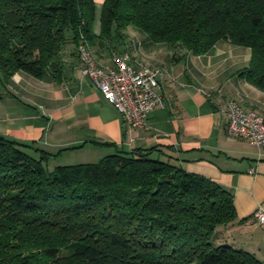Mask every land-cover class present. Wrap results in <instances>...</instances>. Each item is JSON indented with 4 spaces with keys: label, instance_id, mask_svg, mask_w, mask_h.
<instances>
[{
    "label": "trees",
    "instance_id": "trees-1",
    "mask_svg": "<svg viewBox=\"0 0 264 264\" xmlns=\"http://www.w3.org/2000/svg\"><path fill=\"white\" fill-rule=\"evenodd\" d=\"M95 19L94 0H0V79L59 82L81 40L133 26L174 57L247 46L237 76L264 91V0H104L99 34ZM155 150L51 166L55 154L0 135V264H264L219 236L237 217L232 192Z\"/></svg>",
    "mask_w": 264,
    "mask_h": 264
},
{
    "label": "crops",
    "instance_id": "crops-1",
    "mask_svg": "<svg viewBox=\"0 0 264 264\" xmlns=\"http://www.w3.org/2000/svg\"><path fill=\"white\" fill-rule=\"evenodd\" d=\"M103 1L94 0L96 34ZM124 31L98 38L91 47L103 64L126 51L131 66L164 69L156 88L164 105L148 113L146 127L124 124L115 106L80 73L77 55L67 54L59 82L24 71L0 79V135L55 154L51 166L83 157L94 161L115 149L155 146L161 150L154 155L232 192L237 217L219 236L264 261V230L253 217L257 207L264 208V146L228 133L224 111L233 98L264 117V91L237 76L248 65L250 48L220 39L204 54L176 48L174 57L166 42L151 41L133 26Z\"/></svg>",
    "mask_w": 264,
    "mask_h": 264
},
{
    "label": "built area",
    "instance_id": "built-area-1",
    "mask_svg": "<svg viewBox=\"0 0 264 264\" xmlns=\"http://www.w3.org/2000/svg\"><path fill=\"white\" fill-rule=\"evenodd\" d=\"M77 56L80 73L89 77L107 101L115 106L128 127H146L148 113L164 105L162 95L156 90L163 68L144 63L131 66L126 51L115 53L111 64H103L85 40L78 43ZM224 111L228 133L257 147L264 146V117L245 109L233 98L227 101ZM253 217L264 230V208L257 207Z\"/></svg>",
    "mask_w": 264,
    "mask_h": 264
},
{
    "label": "rangeland",
    "instance_id": "rangeland-1",
    "mask_svg": "<svg viewBox=\"0 0 264 264\" xmlns=\"http://www.w3.org/2000/svg\"><path fill=\"white\" fill-rule=\"evenodd\" d=\"M84 159H79V161H76L75 159H73L72 161H66L67 163H78V162H87L88 161V157H83ZM100 159V158H99ZM99 159H95L94 161H90V162H95L98 161ZM83 160V161H82ZM53 162V161H52ZM237 246V245H234Z\"/></svg>",
    "mask_w": 264,
    "mask_h": 264
}]
</instances>
